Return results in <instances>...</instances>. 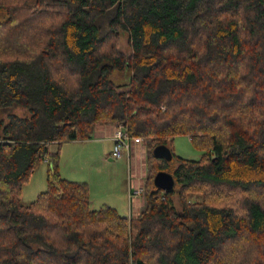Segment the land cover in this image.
Segmentation results:
<instances>
[{
	"label": "trees",
	"instance_id": "16d2710c",
	"mask_svg": "<svg viewBox=\"0 0 264 264\" xmlns=\"http://www.w3.org/2000/svg\"><path fill=\"white\" fill-rule=\"evenodd\" d=\"M100 123L147 142L137 216L60 172L61 145ZM0 264H264V0H0Z\"/></svg>",
	"mask_w": 264,
	"mask_h": 264
},
{
	"label": "rangeland",
	"instance_id": "374dc122",
	"mask_svg": "<svg viewBox=\"0 0 264 264\" xmlns=\"http://www.w3.org/2000/svg\"><path fill=\"white\" fill-rule=\"evenodd\" d=\"M120 49L126 53L131 52L127 32H123L121 34ZM114 78L120 83L125 82V79L121 73H115ZM122 86L124 87L125 85ZM18 112L23 113L21 109H19ZM144 141L146 143L144 152L147 153V142L145 139ZM110 144L111 143L107 140L104 141L102 139H97L95 135L93 139L87 143H78L77 146L79 145L78 147L79 149H82V151L79 152V150H76V152L79 153V156H76L77 159H69L67 162L68 168L66 169L69 174L66 175H69V177H71L70 179L88 182L89 186H91L92 198L97 199L93 203V207H99L101 203L100 200H111V197H113L118 203L120 213L128 215L127 212L129 207L130 193L135 189L137 183L134 178H130L128 162L124 166H121L118 161L116 162V160H119L118 158L113 160L116 162V165H108L101 160L104 148H110ZM168 144L172 146L173 152L176 155L185 158H199L203 153V149L195 146L191 142L189 136L185 134L174 136L173 139L168 142ZM75 145V143H63L64 150L66 149L68 151L66 152L67 154H72L73 150L71 147ZM93 146L97 148L95 149L97 153H93ZM52 149H57V145L53 144ZM146 160L147 163H149L147 157ZM156 161L157 160H155V162ZM171 163L177 164V158H172ZM136 167L141 169L139 164H137ZM48 169L49 162L45 159L39 161L36 164L33 173L24 185L22 196V201L24 203H29L30 201L34 200L40 191L47 188ZM143 169L145 170V173H143L144 175L141 179V182L146 186L149 175V164L144 166ZM197 196L200 197L199 195H192L191 198L195 199ZM141 198H143L145 202L144 195H142Z\"/></svg>",
	"mask_w": 264,
	"mask_h": 264
},
{
	"label": "crops",
	"instance_id": "0c3cea01",
	"mask_svg": "<svg viewBox=\"0 0 264 264\" xmlns=\"http://www.w3.org/2000/svg\"><path fill=\"white\" fill-rule=\"evenodd\" d=\"M113 131H114V124L112 123H100V124H97L96 127L94 128V132H93V135L92 137L90 138H86V139H89V140H86V139H76V140H71V141H67L66 143H75L76 145L75 146H72V154L71 153H66L68 152L66 149L64 150V146L63 144L61 145V149H60V172L62 175H64V177H67V178H71L69 177V175H66V174H69L66 169L68 168V165H67V162L69 161V159H73V158H76V156H79V153L76 152V150H79L82 151V149H79V145L77 146L78 143H87L88 141L92 140L94 135L97 137V139H102V140H107L109 141L111 144H110V148H107L105 147L104 150H103V153H102V156H101V160L105 163V164H108V165H116V162L118 161V163L122 166H124L125 164H127L128 162V158L126 155H123L122 157L118 158L119 160H116V158H114L112 156V147H113V138H112V135H113ZM66 145H69V144H66ZM145 146H146V143L145 141L138 144L136 146V152L138 153L136 155V166L137 164L141 165V161L143 160V158H146V153L144 152L145 151ZM70 148V147H69ZM93 149V153H97L95 151V148L94 146L92 147ZM66 157H65V156ZM77 159V158H76ZM75 159V160H76ZM113 160H116L113 161ZM140 161V162H139ZM129 164V163H128ZM90 196L92 198V195H91V186H90ZM97 199L96 198H92V201L93 203L96 201ZM100 205L103 204V203H108V204H111L115 207H117V209L119 210V207H118V203L117 201L111 197V200H100ZM145 206V202L143 200V198H139V197H134L132 200L130 199L129 200V207H128V216H136L138 215L144 208Z\"/></svg>",
	"mask_w": 264,
	"mask_h": 264
},
{
	"label": "built area",
	"instance_id": "2783aa9c",
	"mask_svg": "<svg viewBox=\"0 0 264 264\" xmlns=\"http://www.w3.org/2000/svg\"><path fill=\"white\" fill-rule=\"evenodd\" d=\"M113 148L112 156L114 158H120L123 155H126L129 163L130 178H134L137 183V186L130 193V199L134 197H141L145 192V185L142 184L141 179L145 170L144 166L147 165L146 158H143L141 161V169L136 167V146L144 142V138L140 135H133L127 131L122 123H115L113 131Z\"/></svg>",
	"mask_w": 264,
	"mask_h": 264
},
{
	"label": "water",
	"instance_id": "95a60500",
	"mask_svg": "<svg viewBox=\"0 0 264 264\" xmlns=\"http://www.w3.org/2000/svg\"><path fill=\"white\" fill-rule=\"evenodd\" d=\"M153 153L156 156L164 157L167 160L173 158V152L167 144H158L153 148ZM154 183L156 186L169 190L174 187L175 179L171 172L167 170H159L154 176Z\"/></svg>",
	"mask_w": 264,
	"mask_h": 264
}]
</instances>
